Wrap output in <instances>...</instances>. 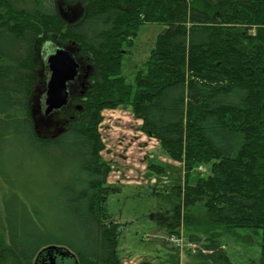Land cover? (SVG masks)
Masks as SVG:
<instances>
[{"label":"trees","instance_id":"16d2710c","mask_svg":"<svg viewBox=\"0 0 264 264\" xmlns=\"http://www.w3.org/2000/svg\"><path fill=\"white\" fill-rule=\"evenodd\" d=\"M147 24L164 30L130 85L123 48ZM51 29L91 58L93 75L82 111L42 124L37 56ZM121 107L184 167L172 193L183 225L201 232L187 236L193 256L236 264L223 237L264 231V0H0V220L12 261L35 264L57 246L74 264H125L100 132L104 111Z\"/></svg>","mask_w":264,"mask_h":264},{"label":"rangeland","instance_id":"374dc122","mask_svg":"<svg viewBox=\"0 0 264 264\" xmlns=\"http://www.w3.org/2000/svg\"><path fill=\"white\" fill-rule=\"evenodd\" d=\"M83 9L85 11L87 5ZM65 22L69 23L67 20ZM163 30L162 25H144L137 33L133 47L123 48L129 51L122 69L127 84L134 85L137 73L146 70L150 53ZM54 34L61 36V30H47L39 47L37 58L43 83L37 85L34 107L37 106L36 99H39L40 92L46 87V78L42 75L45 62L54 56V49L58 45L63 47L65 44ZM130 109L105 110L100 127L105 144L101 153L113 167L107 183L111 194L106 207L119 230V259L125 264H203L193 256L199 246L190 244L187 239L188 235L201 232L183 225L182 197L178 192V195L172 193L173 188L179 191L178 188L183 187L184 167L171 159L158 141L141 131V122L134 118ZM150 165L164 171H152ZM172 230L180 233L179 236L170 235ZM239 235L223 237L231 260L236 264H261L264 231L258 234L243 230ZM10 252L0 220V264H15Z\"/></svg>","mask_w":264,"mask_h":264},{"label":"water","instance_id":"95a60500","mask_svg":"<svg viewBox=\"0 0 264 264\" xmlns=\"http://www.w3.org/2000/svg\"><path fill=\"white\" fill-rule=\"evenodd\" d=\"M78 74V61L66 48H58L54 56L52 55L46 60L44 68L46 87L43 92H40L39 99H36L37 106L33 108L34 115L40 117L42 124L46 121L50 122L53 116L68 105L71 99L69 85L75 82ZM78 110L80 111V109ZM44 251L50 257L49 264H55L54 257L60 248L52 246ZM61 253L63 257L68 256V253L64 251ZM70 254L69 252V256Z\"/></svg>","mask_w":264,"mask_h":264},{"label":"flooded vegetation","instance_id":"af4514ba","mask_svg":"<svg viewBox=\"0 0 264 264\" xmlns=\"http://www.w3.org/2000/svg\"><path fill=\"white\" fill-rule=\"evenodd\" d=\"M80 15L81 12H79L77 15L76 14H72L68 16L64 15V17L69 23H72L75 22L77 17H79ZM62 46H63L62 48L68 49L73 55V57L78 61L79 74L75 82L69 85L70 86L69 89L71 91V99L69 100L68 105L65 108H63V110H61L60 112L66 111L68 109H75V111H77L78 109L81 110L82 107L80 105H82V103H84V101L86 100V95L91 85V78L93 75V66L91 64V58L89 56L84 55L81 52L80 48H78L74 42L73 43L68 42ZM58 47L54 49L53 53H55ZM42 75H44V73H42ZM61 251L68 253V256L63 257ZM54 258H55V264H74L69 260L70 258L69 252L65 251L62 248H60L58 254H55ZM49 259H50L49 255H47V252H45L44 255L42 254L39 255L34 263L49 264Z\"/></svg>","mask_w":264,"mask_h":264},{"label":"built area","instance_id":"2783aa9c","mask_svg":"<svg viewBox=\"0 0 264 264\" xmlns=\"http://www.w3.org/2000/svg\"><path fill=\"white\" fill-rule=\"evenodd\" d=\"M200 170H201L202 172H204V171H205V168H203V167H200Z\"/></svg>","mask_w":264,"mask_h":264},{"label":"crops","instance_id":"0c3cea01","mask_svg":"<svg viewBox=\"0 0 264 264\" xmlns=\"http://www.w3.org/2000/svg\"><path fill=\"white\" fill-rule=\"evenodd\" d=\"M116 110H120V108L116 109ZM140 126H141V123H140ZM151 138V137H150ZM152 139V138H151Z\"/></svg>","mask_w":264,"mask_h":264}]
</instances>
